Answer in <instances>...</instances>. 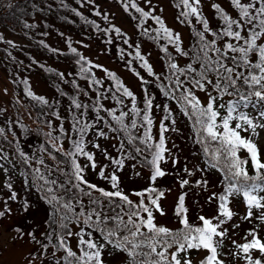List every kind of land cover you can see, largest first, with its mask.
I'll use <instances>...</instances> for the list:
<instances>
[{"label":"snow or ice","instance_id":"obj_1","mask_svg":"<svg viewBox=\"0 0 264 264\" xmlns=\"http://www.w3.org/2000/svg\"><path fill=\"white\" fill-rule=\"evenodd\" d=\"M123 2L126 11L129 8L134 9L143 17L144 21L151 18L160 25V28L155 30V35L150 38H166L178 52L188 55L180 47V35L166 27L159 15H152V10L145 11L143 7L138 6L136 0H123ZM147 2L151 3V0H147ZM200 2L201 0H180L183 7L187 9V11L181 12V16L187 18L194 15L203 26V31L197 32L199 44L193 54V63L198 64L200 70L192 67V64L186 68H180L176 63H169V68L173 70L172 78L170 84L164 87L168 89L166 95H171L178 103H181L184 114L193 119L198 142L204 145L205 154L210 158L209 165L212 168L221 169L224 173L222 193H213L209 197L210 201L212 199L218 201L216 216L209 218L200 215L197 217L200 223L191 222L188 215L189 210L185 206L187 194L184 193L179 196L175 208V215L178 217L181 227L175 230L170 229L159 225L154 214L165 215L160 203L165 197L164 190L149 186L137 191L133 193L140 198L137 202L130 199L129 194L124 193L120 188V179L115 171L108 176H105L103 170L99 172L101 178L109 180L113 190H106L90 183L83 173L85 167L90 166L94 169L96 164L93 154L85 150V137L96 123L105 118L97 116L95 121L86 122L83 119L84 113H80L73 120V130L78 138L72 139L70 149L61 153L65 159L50 166L45 162L44 156L32 158L41 165V167L32 170L34 173L33 182L39 184V191L44 193V199L50 206L51 224L49 227L51 231L45 233L41 239L37 236L35 229H25L21 224L4 229L0 223V264H7V261L3 259L5 254L12 246L25 239L29 243L39 246L37 252L27 254V264H36L38 258L43 264V257L47 255L50 245L54 249L52 264H105L102 254L106 246L125 253L129 258V264H192V260L188 258V253L191 250H204L208 253L200 261V264H225L219 249L227 234V230L222 229L221 225L234 216V212L229 207L230 198L241 196L244 199L247 208L245 220L251 221L256 218L264 222V151L253 138L254 135H258L257 128L264 129V0H230L231 5L238 10L237 18L226 13L219 4H214L213 7L218 11L223 21V26L219 31H212L209 28L207 20L202 17L199 11ZM77 14L79 15V13ZM96 15L99 16L101 13L96 12ZM104 19L107 20L108 17L105 16ZM140 26L142 24H138V27ZM114 30L117 35L121 34L120 28L115 27ZM105 31H110V29H105ZM149 32V29H144L145 35H148ZM205 32H211L214 38L207 40ZM217 40L222 42V46H217ZM71 51L76 53L77 49L72 48ZM163 51L167 52V47ZM135 55L136 58L143 61V67L149 73H153L152 66L140 54L138 47ZM83 59L84 57H80V60ZM82 71H84L83 67ZM107 74L112 79H116L115 73L108 72ZM210 74L215 75V81L210 78ZM181 76H184V80L180 79ZM156 78L159 79L158 76ZM94 83L99 84L100 81L97 80ZM186 84L190 86L185 87ZM209 86L212 89L211 92L208 91ZM197 89L207 94L206 104L202 103L196 95L195 90ZM116 91L132 98L133 103L130 111L135 117L140 118L139 126L145 129L143 143L149 144V141L152 140L150 134L152 119L149 114L153 107L152 100L147 99L146 107L143 110L144 114L141 115V109L136 107L132 91H129L119 81ZM213 92L216 94L213 95ZM27 95L45 105L49 103L43 97L35 96L31 90L27 92ZM224 96L231 99L224 101ZM117 103L122 104L123 101L118 99ZM73 104L75 109L87 107L76 101H73ZM157 107L159 106L157 105ZM101 108V105L94 106L97 113ZM249 108L257 110L255 116L246 111ZM107 111L111 119L118 125V127H113L109 124L108 127L111 131L121 132L128 129V124H125L124 120L129 116V112L121 110L117 115L114 111ZM130 123L131 128L137 127L135 118L131 119ZM49 127L51 128L50 123ZM4 131L3 128H0V135H3ZM52 131L44 134L51 144L52 151L47 148H43L42 151L47 152L50 158L55 161L57 158L53 153L61 152L62 137L54 136ZM161 131H167V128L161 125ZM59 132L67 136L62 126L59 128ZM242 133L248 135H242ZM95 134L99 137L107 135L102 128L97 129ZM127 138L130 144L140 139L131 133ZM92 146L100 147L99 144ZM120 147L123 149V142ZM135 150L141 151L140 148ZM166 151L165 140L161 135L152 152L151 159L148 161L152 166L150 181L153 185L158 178L168 174L161 167V163L165 161L164 153ZM242 151L247 154L246 157L241 156ZM20 156L25 161L29 159L23 152H20ZM81 156L86 157L87 161L91 162L90 165L82 166L78 159ZM3 159H7V157L0 155V160ZM66 162L70 163V172L59 167L60 164ZM112 163L123 168L122 159H113ZM173 163L175 164L176 161ZM3 167L4 165L0 164V168ZM53 171L59 176L65 177V180L61 181L58 176L53 177ZM185 172L188 175L192 174L187 169ZM200 183L197 182L198 185ZM204 183L207 182L204 181ZM186 185H189V180L182 179L180 181L181 188ZM6 186L9 189L12 188L10 183ZM83 186H86L87 191ZM73 189L76 190L77 195H69ZM93 192L99 193V196H94ZM83 195L89 197L87 205L83 201ZM9 200L14 202L17 200L15 192H12L3 202L4 207L0 208V221L9 219L14 214L22 216L29 210V206L23 204L14 213L8 203ZM117 200L120 203H116ZM254 210H257L259 214L257 215V211ZM25 223H29V221L25 220ZM70 223H83L89 231L81 228L79 232L73 233L68 227ZM235 227H239V225H235ZM93 231L100 234L103 243L92 239ZM54 235L56 244H52ZM73 235L79 238L77 243L79 252L69 246L68 238ZM85 235L89 238L85 239ZM249 236H251L250 240ZM244 239V243L233 241L237 249L232 253L233 257L243 259L245 264H264V259H262L264 258V238L258 234L256 228L250 229ZM173 248L175 251H170ZM57 250H63L64 255L57 258ZM254 252L259 253V256L254 257Z\"/></svg>","mask_w":264,"mask_h":264},{"label":"rangeland","instance_id":"obj_2","mask_svg":"<svg viewBox=\"0 0 264 264\" xmlns=\"http://www.w3.org/2000/svg\"><path fill=\"white\" fill-rule=\"evenodd\" d=\"M2 1L4 0H0V3ZM56 1L67 2L74 9L79 10L82 16H84L96 30H83L81 34L79 33L71 38L68 36L66 37V35L62 38L61 20L59 18L50 19L51 16L49 15L45 22L39 20L41 22L37 25L33 23V30L32 32L30 31V38L34 43H29L31 47L25 51L28 53L23 54V51L15 46V44L21 43L19 38L5 29L0 28V128H3L5 130L4 135L12 140V143L8 145H0V148L3 150L2 152L10 156V162H12L11 152H9L10 149L13 154H17L24 161L25 159L20 156V152L25 153L26 156L29 157L27 162L31 163L33 168L41 167V165L35 162V159H32L33 157L40 156H44L45 162L48 165H55L50 160L49 155L46 154L47 152L42 151L43 148L41 146L40 136L39 134H35V124L29 122L26 118L27 105L24 99H22L24 98L22 92L24 93V90H31L34 94L47 97L51 94L48 91V85H46L41 76L36 73V69L43 71L44 63L55 60L61 64V61L58 60L59 57L53 58V55L56 56L54 54L55 51L52 50V53L49 52V54H46L45 52L42 53L39 51L38 47L45 46L47 49L50 47H52V49H57L59 47L62 48V45L66 46V44H68L76 48L83 56L86 55V58L90 62L89 70L100 83L99 88L95 89H93L91 85H85L87 84L85 83L83 88L80 87L81 90H83L82 93L81 91L74 93V87H77V90H79V85L75 82H70V84L67 82L68 84H66L65 87L71 94H75L76 97L74 98L76 102L87 106L86 108L82 107L76 110H74V107L67 115V123L69 124L70 122L73 127L74 117L78 116L80 113H84V121H95L97 116H103L104 114L102 108L99 113H97L94 110V106H105L104 109L106 110L109 106L110 110L115 111L117 115H119L121 110L129 112V116L125 117L126 120L129 119V117L132 119L135 118L137 120V127L140 129L143 136L145 129L139 126L141 123L140 118L135 117L130 111L133 103L132 98L126 97L122 92L116 91L117 82L119 81L129 91L133 92L136 107L141 109V115L144 114L143 110L146 107L147 99L152 100L153 107L149 113L152 119L150 133L152 140L149 141L147 147L153 152L160 136L163 135L167 149L164 153L165 161L161 163V167L168 174L162 178H158L153 185L150 181L152 169L147 170L146 168L138 166L135 160L127 153H124V150L121 149L118 143L113 139V131L108 129V125L105 124L104 121H99L94 128L89 130L85 137V150L93 154L96 164L94 169L90 166L85 167L83 173L85 178L98 187L106 190H113L111 189L109 180L101 178L99 172L103 170L105 176H108L115 171L120 179V188L124 193L129 194L130 199L137 202L140 198L133 195V193L137 191H141L149 186L164 190L165 197L160 203L165 215H160L159 213L154 214L159 225L170 229H178L181 227L179 219L175 215V208L179 196L184 193L187 194L185 196V206L189 210L188 215L191 222L200 223L197 220V217L200 215L209 218L216 216L218 201L216 199L210 201L209 197H211L213 193H222L220 187L221 176L214 169L202 163L188 125L178 113H175L172 109L165 106L160 90L164 67L161 61L159 48L167 47L169 50L177 52L178 56L182 57L185 55L178 52L176 47L170 44L166 38H150V36L155 35V30L159 29L160 25L151 18L144 21L143 17L139 13H136L134 9L129 8L126 11L123 0H90V2L89 0H54V2ZM136 2L138 6L143 7L145 11L152 10V15H159L166 27L172 30L173 33H178L180 35V47L184 52H187L193 36L190 28L194 26L203 31L202 24L197 21L194 15L187 18L181 16V12L187 10L180 3V0H151V3H148L147 0H136ZM214 4H219L226 13L234 18L238 17V10L231 5L230 0H201L199 11L202 17L207 20L209 28L212 31H219L223 26V21L218 11L213 7ZM96 12H100L101 15L97 16ZM105 16L108 17L107 20L104 19ZM47 22H49V24H47ZM138 24H142V26L138 27ZM115 27L120 28V35L115 33ZM145 28L150 30L148 35L144 34ZM105 29H110V31L106 32ZM204 34L210 38H214L211 32H205ZM125 41H127V43H125ZM219 43L222 45L221 41H219ZM137 47L140 54L152 66L154 74L149 73L148 70L143 67V61L136 58L135 54ZM29 53L32 55H28ZM97 65H99V67H97ZM60 69L62 70V68ZM6 70H11L14 76L10 75L9 71L7 72ZM108 72L115 73L116 79L114 80L109 77L107 74ZM7 73H9V76ZM137 73H139V75H137ZM157 76L159 79L156 78ZM105 78L109 80L110 84H102V80H105ZM25 81H27V83H25ZM75 81L77 82V79ZM199 98L203 103H207L206 93L200 94ZM118 99L122 100L123 103H117ZM16 104L25 111L24 119L20 121V125L14 122L12 118V116L17 115L18 111L21 114L23 112L21 108L16 111V113L14 112V110H16V107H14ZM157 105L159 107H157ZM61 107L62 106L58 104V102L55 104L54 110L59 117L58 119L62 117V111L64 112V110L60 109ZM165 117H168V119H165ZM161 125H164L167 131L162 132ZM101 128L107 134L104 137H99L95 134L96 130ZM256 132L258 135H254L253 138L262 151H264V129L257 128ZM242 135L248 134L242 133ZM1 136L3 135H0V137ZM76 138L78 137H76L73 131L70 141ZM89 141L91 143H88ZM93 144H99L100 147L95 148L92 146ZM69 146L71 147V142H69ZM151 156L152 153L148 157V161L151 159ZM78 159L82 166L86 164L90 165L91 163L83 156ZM113 159H122L123 168H119L118 165L112 163ZM2 161L3 160H0V164H2ZM173 161H176V163L174 164ZM9 166H11L10 163ZM65 166L66 167L61 165L60 168L70 172V164ZM185 169L192 174L188 175ZM52 175L53 177L58 176L55 171H53ZM182 179L189 180V185L181 188L180 181ZM64 180L65 179L62 178V181ZM198 181L201 182L199 185L197 184ZM204 181L207 183L205 184ZM9 183L12 185L11 189L6 186ZM83 187H85L87 191L86 186ZM12 192H15L17 196L15 202L11 200L8 201L13 212L16 213L17 209L23 204H27L29 210L22 216L14 214L11 218L0 221L3 228L8 229L13 225L21 224L25 229H35L37 236L41 238V230L50 217L51 209L49 204L34 188L27 185V181L24 177H18L10 170L5 173V171L0 168V208L4 207L3 202L7 200ZM96 194L98 193L93 192L94 196H96ZM69 195L74 196V191L72 190ZM88 200L89 197L83 195L85 205H87ZM229 207L234 212V216L231 220H226V222L221 225L222 229L227 230V234L222 241L221 248L224 255L221 257L224 259L225 264H240L243 263L244 260L239 257H233L232 255V253L237 251L233 241L244 243L246 233L252 228H256L258 234L264 238V222L256 218H253L251 221L244 219L247 208L244 199L240 196L230 198ZM77 211H79V208H77ZM258 214L257 211V215ZM221 219L224 218L221 217ZM25 220L29 221V223H25ZM235 225H239V227H235ZM71 226L73 233L79 232L81 228L89 231L87 226L83 223H71ZM84 238L88 239L89 237L85 235ZM78 239L76 235L70 237L71 247L77 252H79L77 248ZM92 239H94L93 235ZM248 239L250 240L251 236H249ZM38 249V245L29 243L27 239H25L12 246L3 259L7 261V264H27V254L37 252ZM207 254L208 253L204 250H191L188 253V258L192 260V264H199ZM102 255L105 264H127L126 257L123 253L104 250ZM253 256H259V253L254 252ZM57 258L59 257L57 256ZM52 260L53 257L48 251L47 255L43 257V264H52ZM36 264H41L40 258L37 259Z\"/></svg>","mask_w":264,"mask_h":264},{"label":"trees","instance_id":"obj_3","mask_svg":"<svg viewBox=\"0 0 264 264\" xmlns=\"http://www.w3.org/2000/svg\"><path fill=\"white\" fill-rule=\"evenodd\" d=\"M77 13H79V15ZM49 15L51 16L50 19L59 18L61 20L60 22L62 24V35H63L62 38L65 35L66 37L68 36L69 38H71L74 35H77L79 33L81 34L83 30H86V31L96 30V28L93 27V25L89 23L87 19L84 18V16H82L79 10L74 9L67 2H64V1L54 2V0H6V1L4 0L2 1L0 3V28L5 29L9 33L17 36L21 43L15 44V46L20 48L23 51L22 52L23 54H26L28 52H25V51L31 47L29 43H34V41H32L30 38V31L32 32L33 30V23L37 25L38 23L41 22L39 20H43L45 22V20L48 19L47 16ZM47 24H49V22H47ZM190 29H191L193 36H192L191 43L187 50L188 55L181 57V56H178L177 52L169 50L168 48H167L168 49L167 52L163 51L165 47L159 48L160 55H161V61L164 67L163 80L161 82L160 90H161L162 98L165 102V106L169 109H172L175 113H178L179 116L183 119V121L188 125L192 138L195 143L197 153L199 157L201 158L202 163H204L205 166L212 168L209 165L210 158L209 156L205 154L204 145L198 142V139L196 136V129L193 127V124H194L193 119H190L188 116L184 114L183 105L181 103H178L177 100L174 99L171 95H166V92L168 91V89L164 87L165 85L170 84V81L172 78L173 70L169 68V63H176L180 68H186L189 64H192V67L196 68L198 71L200 70L199 65L193 63V54L195 53L196 48L199 44V37L197 36V32L201 30L197 29L194 26H192ZM204 35L207 40L213 39V38L208 37L206 34ZM217 46L218 47L222 46L218 40H217ZM72 48L73 47L69 46L68 44H66V46L62 45V48L60 47L57 49L54 48L55 50L52 49V47H50L49 49H47L45 46L38 47L39 51H41L42 53L45 52L46 54H49V52L52 53V50L55 51L54 54L56 56L52 54L53 58L59 57L58 60L61 61V64H59L55 60H51L47 63H44L43 71H41L40 69H36L37 70L36 73L40 75L41 78L46 83V85H48V91L51 93L48 97L40 96L49 102L47 105L28 96L27 95L28 90H24L25 94L22 92V94L24 95V98L22 99H24L27 105L26 118L29 120V122H32L35 124L36 126L35 134L37 135L39 134L40 139H41L40 141H41L42 148H47L49 151H52L51 144L49 143L48 138L44 135L45 133H48L49 131H52L53 129H55V131H52V134L54 136L62 137L61 152L53 153L57 159L54 161L50 158V160L54 164H57V162L61 159H65V157H63L61 153L64 150L70 149L69 142H71L70 138L74 130H73V127L71 126V123L70 122L69 124L67 123L68 122L67 115L71 112L72 109H74L73 101H76V99L74 98L76 97L74 93H77L80 91L82 93L83 90H81V88L84 87L85 83H87L85 84L87 86L91 85L93 89L99 88V84L94 83V81H97V80H96V77H94L93 73L89 70L90 62L86 58V55L83 56L82 53L78 51L76 53H73L71 51ZM28 55H32V54L29 53ZM80 57H84V59L80 60ZM82 67L84 71H82ZM60 68H62V70ZM8 71L10 75L14 76V73H12L11 70H8ZM9 73H7L8 76H9ZM210 78L213 79V81H215L216 79L214 74H210ZM76 79H77V82L75 81ZM180 79L184 80V76H181ZM67 82H69V84L70 82L77 83L79 85L78 87L79 90H77V87H74L75 91H73L74 93H72L73 94L72 95L68 91V89L65 87V85L68 84ZM106 83L110 84L109 80L105 78V80H102V84L105 85ZM189 86L190 85H187V84L185 85V87H189ZM195 91L198 97L200 94L205 93V92L199 91L198 89ZM208 91L209 92L212 91L210 86L208 88ZM212 94L215 95L216 93L213 92ZM34 95L39 96L37 94H34ZM223 99L224 101H227L231 98L228 96H224ZM57 102L58 104L62 106L60 109L64 110V112L62 111V117L60 119H58V115L56 114L54 110L55 104ZM14 107H16V110H14L15 113L20 108L22 109V107H19L17 104ZM104 108L105 106L102 107V112L104 114L103 117L105 118L103 120L104 123L107 125L111 124L113 127H118L116 122L111 119V116L109 112L107 111V110H110L109 106L107 110ZM60 109H59V112H60ZM22 110H23L22 114L18 111L16 116H12V118L14 119V122L18 123L19 125L21 124L20 121L24 119L25 111L24 109ZM221 111L223 112V110ZM246 111H249L253 116H255L257 110L249 108V109H246ZM131 119L132 118L130 117L127 120L125 118L124 123L128 124V129L121 131V132H113L114 134L113 139L118 143L119 146L121 145V142H123L124 153H127L133 160H135L138 166L142 168H146L147 170H151L152 166L148 163V157L151 155L152 151H150V148H148L147 145L143 143V136H142L140 129L138 127L134 129L131 128V123H130ZM49 123L51 124V128L49 127ZM61 126L65 129L67 136H65L64 133L59 132V128ZM129 133H131L133 136L140 137V139H137L130 144L127 138ZM10 143H12V140L9 137L5 136L4 134L3 136L0 137V145H8ZM136 148H140L141 151L137 152L135 150ZM2 151L3 150L0 148V155L5 154ZM9 152H11L12 162L9 161L10 156H8V154L3 155V156H6L7 159H3L2 161V164L4 165L2 170L5 171V173L10 170L16 176L24 177L25 180L27 181V185L29 187L34 188L36 192L42 198H44V193L39 191V184L33 182L34 173L32 170L34 168L31 165V163L22 160L17 154H13L11 149L9 150ZM46 154L48 155V153ZM241 156L246 157L247 154L242 151ZM9 163L11 164V166H9ZM67 164H70V163L66 162L64 164H60L59 167L61 165L66 167L65 165ZM212 169L218 172L221 176L220 187H221V192H222L224 188V185L222 183L224 173L219 168H212ZM58 177L61 181H62V178L65 179L63 176H61L60 178V176L58 175ZM73 191H74V195H77L76 190L73 189ZM96 196H99V193L96 194ZM116 203H120V201L117 200ZM117 211H119V209H117ZM109 214H111V211H109ZM46 222L44 224V227L41 230L42 239L45 233L51 231V228L49 227V225L51 224V220L48 219ZM68 227L72 231L71 223L68 225ZM92 235L94 236V240H97L100 243H103V239L99 233L93 231ZM68 239H69V246L71 247L70 238ZM52 244H56L55 235L53 236ZM104 250H109L111 252H119L117 250H114L111 246H106ZM48 251H49V254L52 255V252L54 251L52 245L49 246ZM170 251H175V249L174 248L170 249ZM219 251L221 253V256H223L224 253L222 252V248H220ZM123 254L126 257L127 264H129V258L127 257L125 253ZM63 255H64L63 250L56 251V256L61 257ZM240 264H245V262L240 263Z\"/></svg>","mask_w":264,"mask_h":264},{"label":"bare ground","instance_id":"obj_4","mask_svg":"<svg viewBox=\"0 0 264 264\" xmlns=\"http://www.w3.org/2000/svg\"><path fill=\"white\" fill-rule=\"evenodd\" d=\"M8 22V21H7ZM28 190V189H27ZM73 224V223H72Z\"/></svg>","mask_w":264,"mask_h":264}]
</instances>
